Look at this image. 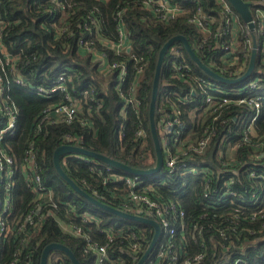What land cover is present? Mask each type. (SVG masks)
Segmentation results:
<instances>
[{"label": "trees", "instance_id": "obj_1", "mask_svg": "<svg viewBox=\"0 0 264 264\" xmlns=\"http://www.w3.org/2000/svg\"><path fill=\"white\" fill-rule=\"evenodd\" d=\"M145 1L0 0L1 19L8 25L2 39L8 52L18 58L17 75L25 81V86H14L3 93V96L18 109L16 131L6 135L2 140L14 160L12 190L19 191L14 201L15 211L19 213L24 211L30 198L20 175V165L29 143H33L36 150L35 163L40 170L43 184L54 193V202L73 207L74 214L66 217V207L59 205L60 221L78 225L90 241L98 242L99 245H105L107 240L104 235L99 234L98 229L111 227L115 231L123 230L126 235L138 234L144 238V251L153 238V228L144 223L118 218L88 203L85 198L75 193L56 172L53 164L54 151L68 143L64 136L69 134L80 139L79 145L85 151L99 154L136 170H149L154 167L156 160L149 129V104L157 58L164 44L175 36L184 37L204 66L230 80L244 75L251 55L249 49L244 71L238 77L230 78L228 72L219 71L221 51L216 48L219 42L212 37H205L190 21L201 12L200 16L212 17L215 20V29L221 17L216 0H168L182 12L167 22L157 19L151 11L144 9ZM243 1L251 3L250 12L255 21L254 10L260 4V0ZM261 8L264 9V5ZM232 11L243 25L239 15L233 9ZM118 20L123 24L129 39V54L117 55L99 43V38L108 42H118ZM55 23L60 30L61 36L58 38L54 36ZM70 32L71 36H67ZM239 39L244 42L243 32L240 33ZM255 40L257 56L253 73L244 81L231 84L229 90L242 92L249 82L257 80L254 92L250 93L262 94L258 118L251 124L254 112L241 105L225 108L217 121L213 122L212 118H208L204 126L223 123L217 136L213 137L215 142H211L206 156L198 159L204 161V168H211L215 163L214 149L217 141L219 139L231 143L238 141L241 145L237 152V159L240 162L237 171L239 175L233 185L237 190L231 191L246 200L255 195L259 201L251 204L241 203L237 197L226 198L225 202L217 206L221 207V210L215 211L210 198L201 199L204 193V180L199 177L169 175L161 169L158 174L143 179L145 184H151L155 180L163 182L153 186L154 190H159L164 198H173L177 202V208L186 213L183 226L180 221L169 218L172 225L170 228H174L171 245L180 248L187 256L201 252L206 256L203 264H264V64L260 62L261 36L258 33L255 34ZM80 41L84 45L81 48ZM84 47L105 53L110 62L127 64V76L121 86L126 97L130 95V88L135 86L137 70L143 67L135 93L136 99L140 101L138 109L121 98L120 90L116 88V75L114 73L101 75ZM170 48L177 50L178 59L194 71L190 73L192 78L203 75L189 58L182 44L174 43ZM168 52L169 50L164 56L159 75L154 115L156 132L161 114L160 107L164 104L166 93L171 90L182 91L188 85L186 82H176L170 77L167 66ZM60 75L66 79L70 78L68 83L70 91L74 86L78 92H85L79 96L82 106L85 100L87 104L89 103L90 94L99 101L98 110L94 106L91 108L92 120H87L88 124L82 125L79 122L85 119L82 113L79 114L78 120L71 124L53 125L42 121V111L57 104L60 96L56 93L51 98H39L36 95L37 88L51 87ZM247 92H243L242 95L248 96ZM76 96L75 94L74 97ZM139 125L146 132L147 143L143 150L139 149V144L135 140ZM36 126H40L41 133L33 137L32 131ZM249 128L253 131L251 142L245 141V133ZM196 137L200 138L201 133ZM60 167L67 178L88 196L117 211L122 210L118 197L125 193L126 188L120 181L115 182L111 175L127 177L128 173L118 169L108 171L103 163L96 161L87 164L74 156L61 157ZM213 180L216 186L217 179ZM230 203L234 204L228 205ZM85 215L92 219L91 223L81 222ZM181 234L185 236L186 241L182 239ZM167 238L168 235L162 232L152 255L159 245H167L169 239ZM35 240L39 243L35 264H40L42 251L50 244L65 246L79 264L97 262V256L93 252H85L86 240L73 237L68 231L62 230L55 219L45 223ZM12 245V242L6 246L0 245V264L9 263ZM121 245L123 248L127 243L118 238L108 246L107 254L113 261L110 264H137L140 256L134 258L125 251H119ZM49 256H53L51 260L56 259L59 264H71L60 251H52Z\"/></svg>", "mask_w": 264, "mask_h": 264}, {"label": "built area", "instance_id": "obj_2", "mask_svg": "<svg viewBox=\"0 0 264 264\" xmlns=\"http://www.w3.org/2000/svg\"><path fill=\"white\" fill-rule=\"evenodd\" d=\"M216 3L219 6L221 17L220 23L215 29V20L212 17L200 16L201 12L190 21L196 25L198 31L204 34L205 37H212L219 42L216 45V48L221 51L219 71L221 73L228 72L227 74L230 78H236L244 71L246 56L249 49L251 54L253 40L256 43V33L261 36L259 53L261 54L260 62L264 64V9L261 8L264 5V0H260V4L254 10L255 21L252 20L254 25L252 30L246 24L243 23L242 25L239 22L227 0H216ZM144 9L151 11L157 19L164 22L173 20L182 12L179 7L171 5L168 0H146ZM1 18L0 15V118L2 119L0 124V245L6 246L11 242L13 243L12 255L8 264H35V254L39 246V243L35 240L36 235L41 231L45 223L51 219L57 220L59 227L68 231L73 237H80L86 240L87 250L85 252L91 251L97 256L95 264H110V262H113L108 257L107 249L118 238L125 240L127 243L125 247L123 245V248L121 245L119 251H125L134 258L141 257L145 252L144 238L139 237L138 234L137 236L133 233L126 235L122 232L123 230L115 231L111 227L98 229L99 234L104 235L107 240L105 245H99L98 242L90 241L78 225L65 224L60 221L58 215L59 205L66 207V217L74 214V212L72 213L73 207L65 203L54 202V193L43 184L39 173L40 170L35 163L36 150L33 143H29L20 165V175L28 189L30 198L24 211L20 213L15 211L14 201L19 191L12 190L14 186V160L3 145L2 140L6 135H11L16 131L18 109L15 104L9 102L8 98L3 96V93L14 86H25V81L17 75L18 58L8 52L3 42L2 35L8 25ZM118 21V42H108L99 38V43L117 55L129 54V39L123 24L120 20ZM54 28H56L54 36L56 38L60 37V30L56 27V23ZM241 32L244 33V42L239 39ZM67 36H71V32ZM83 46V42L80 41L79 47ZM85 49L91 55L92 61L99 68L101 75H111L113 73L116 75V88L120 90L121 98L127 104H131L135 109H138L140 101L136 99L135 93L143 67L137 70L135 86L130 88V95L126 97L121 90V86L127 76V64L124 62H110L105 53L90 47ZM168 50L167 66L171 74L170 77L176 82H186L188 85L182 91L180 89L168 91L164 96V104H161L160 107L159 113L161 114L157 121V136L162 153V169L169 175L178 174L180 176L203 179L204 193L201 199L210 198L214 204L215 211L221 210V207L217 208V206L221 202H225L226 198L233 199L237 197L241 203H256L259 199L255 195L246 200L241 195L238 196V194L231 191L237 190L233 188V185L236 181L235 178L239 175L237 171L240 162L237 159V152L241 145L238 141L231 143L224 139H219L214 149L215 163L211 168H204V161L198 158L206 156L211 142H215L213 137L217 136L219 127L223 123L217 122L215 125L204 126L208 118H212L213 122L217 121L225 108L229 106L234 108L241 105L254 112L250 123L253 124L255 122L259 115L258 112L262 100L260 95L262 94L250 92H254L257 80L249 82L246 88L238 93L236 90H229L231 84H216L219 82L206 76L196 65V68L203 75L192 78L190 73L194 71L178 59L179 52L174 48H169ZM222 77L224 78V76ZM68 83H70V78L66 79L63 75H60L54 80L51 87L44 88L39 86L37 88L36 95L39 98H51L56 93L60 96V101L57 104L42 111V121L53 125L71 124L78 120V116L81 113L85 118L79 120L82 125L88 124L87 120H92L91 108L94 106L98 110L100 108L99 101L90 94L89 103L87 104V100H85L83 102L84 106H82L79 96L85 94V92H78L74 86L71 87L70 91ZM245 91H248V96L242 95ZM75 94L77 95L76 97H74ZM40 133V126H36L32 131L33 137ZM199 133H201V137L197 138L196 136ZM193 137L195 138L193 139ZM252 137L253 131L252 128H249L248 132L245 133V141L251 142ZM64 140L68 142L66 144L68 146L81 148L79 138L67 134L64 136ZM135 140L138 142L140 150L146 147V132L141 125L138 126ZM76 158L80 162L87 164L96 162L82 155ZM106 169L108 171L111 170L108 166H106ZM250 175L252 176L253 174ZM111 176L115 182L120 181L126 188L124 190L125 193L118 197L120 208L122 209L120 212L153 220L159 225L160 235L162 232L168 235L167 245H159L153 255L152 249L142 264L204 263L206 256L201 252L193 256H187L180 251V248H174L171 245L174 228H170L172 225L169 222V218H173L174 221H180L181 226H183L186 213L177 208V202L173 198H164L159 190H154L153 186L163 184V182L155 180L151 184H145L144 178L135 175H128L127 177ZM214 178L217 179L216 186ZM219 180L221 181L220 183ZM217 190L222 191L218 192ZM233 204L230 203L228 205ZM81 222L89 224L92 219L85 215ZM181 236L186 241L185 236L183 234ZM126 239H130V241H126ZM121 244L124 243L121 242ZM52 257L48 256L50 262H47V264H59L56 259L51 260Z\"/></svg>", "mask_w": 264, "mask_h": 264}, {"label": "water", "instance_id": "obj_3", "mask_svg": "<svg viewBox=\"0 0 264 264\" xmlns=\"http://www.w3.org/2000/svg\"><path fill=\"white\" fill-rule=\"evenodd\" d=\"M227 1L229 2L231 7L233 8V10L242 19L243 23L246 24L250 30H252L254 28V25L252 22L253 19H252V15L250 12L251 3L244 2L243 0H227ZM174 43L182 44V46L185 49L186 53L188 54L189 58L193 61V63L197 66V68L202 73H204L209 78H211V79H213V80H215L221 84H224V85H230L233 83H239L241 81H244L245 79H247L251 75V73L253 72L254 67H255L256 43L254 40L252 43V51H251L249 64H248V68H247L246 72L240 78L235 79V80H230V79L223 78L222 76L216 74L214 71H212L209 68H207L206 66H204L200 62L198 57L194 54V52L190 48V45L188 44L186 39L182 36H175V37L171 38L170 40H168L164 44V46L161 48V50L158 54V58H157L156 66H155V71H154L152 90H151V100H150V104H149V129H150L151 137L153 140L155 157H156L155 165L153 168H151L149 170H145V171L136 170V169L130 168L124 164H121L119 162H116L114 160H110V159H108L104 156H101L99 154L91 153V152L85 151L82 148H77V147L68 146V145L60 146L53 153V164H54L56 172L59 174V176L65 181V183L75 193H77L78 195L85 198V200L88 203L94 205L95 207H97V208H99L105 212L113 214V215L117 216L118 218L144 223V224L149 225L153 228V230H154L153 238H152L147 250L144 252L143 256L139 259L137 264H142L143 261L149 255V253L152 251L153 247L155 246V244L159 238V235H160L159 225L153 220H149L146 218L137 217V216H133V215H129V214L117 211L111 207H108V206L100 203L96 199L88 196L86 193H84L82 190H80L75 184H73L67 178V176L64 174V172L62 171V169L60 167V158L63 157L64 155H68V154L82 155V156L91 158L97 162L103 163L104 165L110 167L111 169H118V170H121V171L128 173L129 175H135V176H138L140 178L153 176V175H156L160 172V170L162 169L163 160H162V153H161L160 144L158 141V136H157V132H156V128H155L154 115H155V106H156L158 90H159V75H160L161 65H162V62H163V59H164V56H165L167 50ZM52 251H60V252L65 254V256L70 260L71 264H79L78 261L76 260V258L74 257V255L65 246L59 245V244H50L44 248V250L42 251V254H41V258H40V264H47L48 256Z\"/></svg>", "mask_w": 264, "mask_h": 264}, {"label": "rangeland", "instance_id": "obj_4", "mask_svg": "<svg viewBox=\"0 0 264 264\" xmlns=\"http://www.w3.org/2000/svg\"><path fill=\"white\" fill-rule=\"evenodd\" d=\"M65 157L66 156H74V157H81V155H74V154H68V155H64Z\"/></svg>", "mask_w": 264, "mask_h": 264}, {"label": "bare ground", "instance_id": "obj_5", "mask_svg": "<svg viewBox=\"0 0 264 264\" xmlns=\"http://www.w3.org/2000/svg\"><path fill=\"white\" fill-rule=\"evenodd\" d=\"M162 234V233H161Z\"/></svg>", "mask_w": 264, "mask_h": 264}]
</instances>
